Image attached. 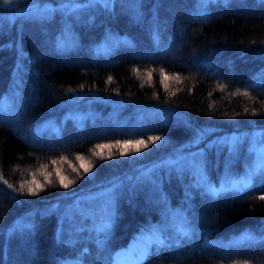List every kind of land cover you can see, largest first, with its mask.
Returning a JSON list of instances; mask_svg holds the SVG:
<instances>
[{"label":"trees","instance_id":"16d2710c","mask_svg":"<svg viewBox=\"0 0 264 264\" xmlns=\"http://www.w3.org/2000/svg\"><path fill=\"white\" fill-rule=\"evenodd\" d=\"M62 1L0 0V264H121L156 229L136 264H264V163L211 144L152 168L264 128V0ZM108 185V211L80 199Z\"/></svg>","mask_w":264,"mask_h":264},{"label":"rangeland","instance_id":"374dc122","mask_svg":"<svg viewBox=\"0 0 264 264\" xmlns=\"http://www.w3.org/2000/svg\"><path fill=\"white\" fill-rule=\"evenodd\" d=\"M4 1V0H3ZM80 0H63L62 2L59 3V10H64L63 12H71L73 8L77 5L83 4L82 2H87V3H94L98 4L99 6L102 7H110L111 5V0H84L82 2H79ZM54 7L53 5L49 3H32L28 6H24L19 12L18 15H36V14H45V11L50 10V8ZM18 12V11H17ZM16 12V13H17ZM16 13H7L5 17L11 18L10 21H13V18ZM2 16V15H1ZM19 17V16H18ZM66 28L68 26L66 25ZM69 33V32H68ZM60 40L62 42V45L64 46L65 44L68 45L71 43V38L69 36L65 37L64 40L62 39V36L60 37ZM65 47V46H64ZM73 117L77 118V115L74 114ZM204 143L203 146H199L198 144ZM214 145V144H226L227 145V151L229 153L235 151L234 149L238 148L241 145V147L245 150L246 155L249 157V162L247 165V168L251 169H258L263 167V161H259L261 159H264V128L262 129H254L251 131H241V132H232L228 134H222V135H217V136H207L205 133H200L196 135L190 142L185 144V146L189 147H194L190 151H186L183 149H178L177 151L175 150L174 153H176V157L174 158H167L164 157L161 159L159 162L154 164L152 166L153 169L159 170L161 166L165 167L167 165V162H175L176 160L180 159L183 156L187 155H194V152L197 149H202L205 145ZM229 148V149H228ZM251 159V160H250ZM238 177L239 180H234L232 181L229 180L227 183L224 184L225 187L228 188H240L244 186L245 184L248 183L250 176H236ZM114 189V185H108L101 187L100 189L94 191L93 193L86 194L80 197L82 200H94L92 201V204L97 203L100 204V212L104 213L108 211L110 205H111V197L112 192ZM87 204V203H86ZM91 204V205H92ZM81 209V207H80ZM106 216H103L102 214H99V220L105 221ZM169 221L165 219V222L163 226H167ZM95 228V227H94ZM94 228L88 227V229L93 230ZM246 231L244 232H239L238 234L235 235L234 240L231 241L234 246H237L240 242H242V238L245 235ZM101 234V229L96 227L94 230V234L92 232V237L94 238H100ZM251 234V235H250ZM160 234L158 230H154L152 233H147L146 235H140V237L136 240H134V243L128 244L126 247L121 248L117 250L114 254V260L118 263L121 264H136L137 262L141 261L144 258L145 251L149 245H151L155 239H159ZM245 237L248 238H256L257 235L253 233H248L246 234ZM253 240V239H252ZM251 240V241H252ZM73 241V240H72Z\"/></svg>","mask_w":264,"mask_h":264},{"label":"snow or ice","instance_id":"6c2138e0","mask_svg":"<svg viewBox=\"0 0 264 264\" xmlns=\"http://www.w3.org/2000/svg\"><path fill=\"white\" fill-rule=\"evenodd\" d=\"M4 2L7 3V2H9V0H4ZM245 94H246V93H245ZM159 139H160V137H158V136H156V137H150V138H149V140H151V141H156V140H159ZM125 143L128 144V143H132V142H131V141H126ZM135 143H136V144H143L144 141H142V140H138V141H136ZM117 144H120V142L117 141ZM97 147H99V148H103V147H110V146H108V145H98ZM78 159H79V157H78ZM81 167L84 168V171H85V172H88V171L90 170V168H91V165L89 164V165L85 166V165L82 164ZM74 170H75V169H74ZM58 174H59V173H58ZM65 179H66L65 177L61 176V177H60V184H61L64 188H68L69 185H70L71 183H73V181H68L67 183H65ZM38 187H39V186H38ZM28 191H29L30 193H33V194H34V190H33L32 188H29ZM260 199H264V195H262V196L260 197Z\"/></svg>","mask_w":264,"mask_h":264}]
</instances>
